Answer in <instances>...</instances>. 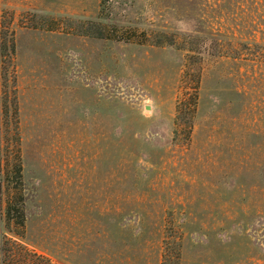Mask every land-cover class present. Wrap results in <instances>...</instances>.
Segmentation results:
<instances>
[{"label": "rangeland", "instance_id": "obj_1", "mask_svg": "<svg viewBox=\"0 0 264 264\" xmlns=\"http://www.w3.org/2000/svg\"><path fill=\"white\" fill-rule=\"evenodd\" d=\"M0 11L15 34L26 210L23 235L4 215L0 232L58 264H264V0ZM199 71L188 135L177 102Z\"/></svg>", "mask_w": 264, "mask_h": 264}, {"label": "trees", "instance_id": "obj_2", "mask_svg": "<svg viewBox=\"0 0 264 264\" xmlns=\"http://www.w3.org/2000/svg\"><path fill=\"white\" fill-rule=\"evenodd\" d=\"M9 20H11V14ZM0 11V16H5ZM14 30L11 28L10 21L3 24L0 21V219L3 215L9 226H14L18 234L23 235L26 226L25 194L23 181V165L21 156V138L19 133V106L16 87V76L14 67V55L16 52V42ZM97 36L104 38H115L118 40L130 41L132 36L109 31L107 27H101L96 32ZM148 39V37L145 36ZM138 40L145 43L147 40ZM135 40V39H134ZM157 44H162L158 41ZM191 59L192 56H189ZM201 72L195 75L191 83V91L188 93L186 109L182 110V102H177V120L180 113L185 111L189 131L193 128V118L197 111L199 86L201 82ZM189 114V117H187ZM12 117L9 123L10 135L5 133L4 118ZM12 127V130H11ZM11 130V131H10ZM14 176V188L10 187V176ZM0 264H58L50 257L29 248L18 240L6 237L0 232Z\"/></svg>", "mask_w": 264, "mask_h": 264}]
</instances>
